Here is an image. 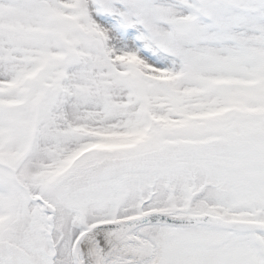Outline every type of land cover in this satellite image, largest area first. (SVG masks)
I'll return each instance as SVG.
<instances>
[{"label":"snow or ice","instance_id":"snow-or-ice-1","mask_svg":"<svg viewBox=\"0 0 264 264\" xmlns=\"http://www.w3.org/2000/svg\"><path fill=\"white\" fill-rule=\"evenodd\" d=\"M0 264H264V0H0Z\"/></svg>","mask_w":264,"mask_h":264}]
</instances>
